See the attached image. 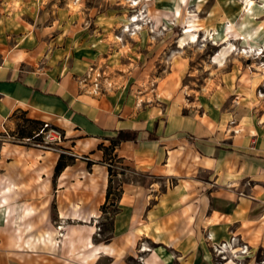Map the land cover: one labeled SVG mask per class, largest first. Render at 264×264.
<instances>
[{
  "label": "crops",
  "instance_id": "obj_1",
  "mask_svg": "<svg viewBox=\"0 0 264 264\" xmlns=\"http://www.w3.org/2000/svg\"><path fill=\"white\" fill-rule=\"evenodd\" d=\"M214 2V9L223 4L226 12L230 7L227 0ZM7 10L0 12V131L17 112L48 121L63 133L65 151L89 155V167L87 161L75 158L63 170L76 171L79 181L96 167L107 176L106 166L98 162L102 156L98 145L107 146L118 130L136 133L135 140H123L114 150L136 173L142 172L150 180L123 183L111 244L125 251L141 239L158 243L164 250L158 251L164 264L173 260L178 264L209 262L211 245L223 254L224 264H238L242 257L232 254L246 245L247 252L240 251L243 264H257L258 259L264 264V129L245 113L225 131L223 124L230 120L226 115L184 114L180 102L167 104L163 98L137 95L125 88L101 95L88 93L74 76L84 73L95 59L93 42L83 41L86 37L82 40L80 35L81 44L71 49L66 42L75 36L68 34L58 48L44 52L26 48L24 42L36 41L37 33L24 34L22 19ZM256 10L254 23L248 20V24H255L259 41L264 43V7ZM18 146L20 152L31 155V163L23 159L1 162L0 218L6 217L8 223L16 214L15 239L22 242L32 228L27 218L33 212L23 208V203L38 200L40 180L49 181L40 171L41 157L52 156L54 165L59 153ZM84 169L85 177L80 175ZM103 176L98 202L105 200ZM25 185L31 188L27 192L31 196L25 195ZM82 193L89 200L88 191ZM78 214L95 216L93 212ZM88 240L86 236L81 246L88 249ZM222 242L227 246H220ZM109 244H95L92 249L114 252Z\"/></svg>",
  "mask_w": 264,
  "mask_h": 264
},
{
  "label": "rangeland",
  "instance_id": "obj_2",
  "mask_svg": "<svg viewBox=\"0 0 264 264\" xmlns=\"http://www.w3.org/2000/svg\"><path fill=\"white\" fill-rule=\"evenodd\" d=\"M214 3V0H0V12L8 7V14L12 10V17L22 19L24 34L31 30L37 33L36 41L24 42L26 48L52 50L64 45L68 34L75 36L73 41L66 42L71 49L81 44L80 35L82 40L86 37L83 41L93 42L95 59L84 73L74 76L78 86L88 93L101 95L125 88L137 95L149 93L155 99L163 98L167 104L180 102L184 114L226 115L231 121L223 124L225 131L240 122L241 114L245 113L264 129V43L259 41L255 24H248V20L254 23L256 9L264 7V0H227L230 7L226 12L223 4L214 9ZM141 9L145 10L144 19L133 22L131 19ZM188 28L191 30L185 32ZM192 33L197 40L188 42ZM43 123L23 112L11 118L0 131V167L1 162L19 159L31 163V155L20 152L18 145L64 153L63 162L67 165L75 162V158L87 161L88 167L91 165L87 153L77 156L64 150L63 133L57 127L48 122L60 132V140L41 133ZM241 126L248 130L246 125ZM109 145H98L102 150L98 162L107 168L105 178L100 167L88 176L84 169L80 175L86 179L82 181L71 169L55 174L54 158L41 157L39 168L49 181L40 180L38 200L23 203V208L33 211L27 218L32 228L27 229L20 242L15 239L16 214L8 223L6 217L0 218V264H164V257L158 253L163 249L158 243L141 239L125 251L110 243L123 183L131 179L146 182L150 178L136 173ZM102 176L107 184L105 200L98 202ZM24 189L25 195L31 196L27 193L31 188L25 185ZM83 190L88 191L87 202ZM79 212H93L95 216L87 218ZM86 236L88 249L81 246ZM100 243H110L114 252L92 249ZM211 251L212 259L200 260V264H224L220 250L211 245ZM240 251L246 253L247 247L241 245L232 256L242 257L238 264H243L244 253ZM261 261L258 259L257 264H263ZM169 264L178 263L173 260Z\"/></svg>",
  "mask_w": 264,
  "mask_h": 264
},
{
  "label": "trees",
  "instance_id": "obj_3",
  "mask_svg": "<svg viewBox=\"0 0 264 264\" xmlns=\"http://www.w3.org/2000/svg\"><path fill=\"white\" fill-rule=\"evenodd\" d=\"M35 121H39V120H35ZM135 139H136V133L134 131L118 130L115 136L109 137V141H110L109 147L111 149H114V147L123 140H135ZM100 146L102 145H99V147ZM64 156H65L64 153H60L59 158L54 166L55 174H59L64 169V167L67 165V163L63 162ZM108 198H109V191H107L106 193V199ZM110 233H112V228L110 230ZM110 238L111 236L107 237L106 240L108 241Z\"/></svg>",
  "mask_w": 264,
  "mask_h": 264
},
{
  "label": "built area",
  "instance_id": "obj_4",
  "mask_svg": "<svg viewBox=\"0 0 264 264\" xmlns=\"http://www.w3.org/2000/svg\"><path fill=\"white\" fill-rule=\"evenodd\" d=\"M41 133H44L47 135V137H50L52 140H60L61 139V134L60 132L52 127L47 121H44L43 126L41 127L40 130ZM221 246H227L226 242H223ZM243 247H246V245H243Z\"/></svg>",
  "mask_w": 264,
  "mask_h": 264
},
{
  "label": "bare ground",
  "instance_id": "obj_5",
  "mask_svg": "<svg viewBox=\"0 0 264 264\" xmlns=\"http://www.w3.org/2000/svg\"><path fill=\"white\" fill-rule=\"evenodd\" d=\"M249 2V1H248ZM137 3V1H135V4ZM249 4V3H248ZM250 9V8H249ZM144 11L145 10H143V9H141L140 10V12L138 13V14H136V15H134L133 16V18L131 19L133 22H135V23H137L138 21H142L144 18ZM176 11L179 13V8L177 7L176 8ZM250 11V10H249ZM132 22V23H133ZM136 28H138V25L136 26ZM139 28H140V26H139ZM191 29H186L185 30V32H189ZM197 40V35L195 34V33H192L190 36H189V39H188V42H195ZM182 43V45H184V43L185 42H181ZM187 43V42H186ZM250 48H251V45H250ZM251 50H252V48H251ZM247 52H248V50H247ZM258 53H260V52H258ZM251 132L252 133H255V130L254 129H252L251 130ZM253 135H255V134H253Z\"/></svg>",
  "mask_w": 264,
  "mask_h": 264
}]
</instances>
